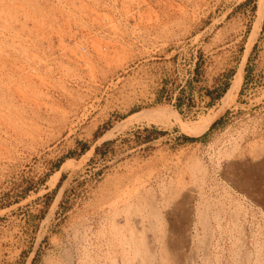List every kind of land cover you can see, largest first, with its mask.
I'll list each match as a JSON object with an SVG mask.
<instances>
[{
    "label": "rangeland",
    "instance_id": "1",
    "mask_svg": "<svg viewBox=\"0 0 264 264\" xmlns=\"http://www.w3.org/2000/svg\"><path fill=\"white\" fill-rule=\"evenodd\" d=\"M258 6L0 0V264H264Z\"/></svg>",
    "mask_w": 264,
    "mask_h": 264
},
{
    "label": "bare ground",
    "instance_id": "2",
    "mask_svg": "<svg viewBox=\"0 0 264 264\" xmlns=\"http://www.w3.org/2000/svg\"><path fill=\"white\" fill-rule=\"evenodd\" d=\"M258 12L259 13H262L263 12V10H264V0H259V6H258ZM4 66V65H3ZM241 78V77H240ZM240 78H236L235 80H234V82L232 83V85H231V87H230V89H229V91L227 92V94L225 95V97L222 99V103H223V105H229L233 100H234V96H236L235 94L237 93V90L238 89H240V84H241V80H240ZM233 103V102H232ZM231 105V104H230ZM229 105V106H230ZM222 110H223V107H222ZM154 110H152V112H153ZM158 111H159V109H158ZM221 111V110H220ZM155 112V111H154ZM222 112V111H221ZM160 113V112H159ZM148 114V113H147ZM140 115V114H139ZM142 115H145V114H143L142 113ZM149 115V117H150V114H148ZM137 117H139V116H137ZM147 117V116H146ZM152 117V116H151ZM135 118V117H134ZM139 120V119H138ZM207 124V123H206ZM197 131V130H196ZM146 206V205H145ZM158 213V212H157ZM152 215H154V214H152ZM158 215V214H157ZM160 215V214H159ZM155 218V217H154ZM150 219V218H149ZM155 220H157V218L155 219ZM154 220V221H155ZM153 223V222H152ZM155 223V222H154ZM156 224V223H155ZM139 225V224H138ZM153 225V224H152ZM151 227V226H150ZM155 227V226H154ZM151 229V228H150ZM156 229V228H155ZM139 231V230H138ZM136 233V232H135ZM205 233V232H204ZM205 235V234H204ZM132 236H133V231H132ZM205 237V236H204ZM139 239V238H138ZM238 241H239V239H238ZM133 243V242H132ZM141 244V243H140ZM142 244H143V242H142ZM138 245V244H137ZM139 246V245H138ZM144 247V246H143ZM135 249V248H134ZM137 249V248H136ZM137 251V250H136ZM139 251V250H138ZM197 252V251H196ZM166 254V253H165ZM183 255V254H182ZM143 257V256H142ZM145 257H146V255H145ZM138 258V257H137ZM153 258V257H152ZM139 259H141L140 257H139ZM150 259V258H149ZM164 259V258H163ZM152 260V259H151ZM152 261H154V260H152ZM163 261H166V260H163ZM142 262H144V261H142ZM145 262H147L146 260H145ZM139 263V262H138ZM113 264V263H112ZM168 264V263H167Z\"/></svg>",
    "mask_w": 264,
    "mask_h": 264
},
{
    "label": "trees",
    "instance_id": "3",
    "mask_svg": "<svg viewBox=\"0 0 264 264\" xmlns=\"http://www.w3.org/2000/svg\"><path fill=\"white\" fill-rule=\"evenodd\" d=\"M225 88H227V87H225ZM225 88H223V89L221 90V92L218 94L217 98L221 97V95H222L223 92L225 91ZM226 91H227V90H226ZM226 91H225V92H226ZM224 94H225V93H224ZM224 94H223V95H224Z\"/></svg>",
    "mask_w": 264,
    "mask_h": 264
}]
</instances>
